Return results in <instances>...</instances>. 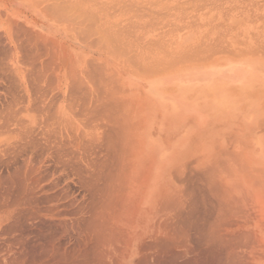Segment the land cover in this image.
<instances>
[{
  "label": "bare ground",
  "instance_id": "6f19581e",
  "mask_svg": "<svg viewBox=\"0 0 264 264\" xmlns=\"http://www.w3.org/2000/svg\"><path fill=\"white\" fill-rule=\"evenodd\" d=\"M58 1L0 0V264H264V99L260 108L250 109L246 102L261 92L247 91L250 84L235 86L231 103H217L227 107L231 119L215 124L216 108L207 97L213 87L200 74L196 94L205 100L196 112L201 121L185 138L181 68L172 61L178 55L160 54L165 45L157 51L155 42L137 56L133 52L148 94L143 87L130 91L114 65L128 46L116 47L117 54L112 25L88 17L96 1L87 17L86 2ZM70 4L77 8L69 19ZM65 24L73 39L107 55L113 66L91 56L82 67L58 34ZM215 37L221 44L222 36ZM206 42L198 45L202 51L193 43L194 53H203ZM257 47L235 56H257ZM193 56L182 64L215 61ZM163 61L169 66H160ZM244 76L235 72V82ZM167 126L180 131L161 134Z\"/></svg>",
  "mask_w": 264,
  "mask_h": 264
},
{
  "label": "rangeland",
  "instance_id": "374dc122",
  "mask_svg": "<svg viewBox=\"0 0 264 264\" xmlns=\"http://www.w3.org/2000/svg\"><path fill=\"white\" fill-rule=\"evenodd\" d=\"M57 1L58 0H56V2ZM59 1H58V3H61ZM65 1H66V3H69V2L71 3L73 1H76V3H77V2L83 1V2L79 3L80 5L83 4L84 2H86V4L84 3L85 5L83 4L84 7H85V9L84 8L83 9H84V12H86V13H84V14H86V17L89 15V13L87 14V12L88 11L90 12V10H92V6L94 5L93 7L95 9L92 10V13L90 12L91 15L88 16V17H91V16L93 17V16L96 15L95 17H97V16L100 17V18L103 17V18H101V20L103 19L105 21L107 19L106 22H108V24L106 23V25H108L109 27L112 25L110 28H111V31L113 33L116 32V31L118 32L120 30H122V31L128 30V31H132V35L134 36V33H137V31L139 30L140 32L138 31V33H137L139 36L137 34H135L136 41H138L137 45L138 46H141L139 48L137 47L138 52L142 51L143 49H145L146 46L151 45L153 42H155V43H153V49H155L154 47L157 46L156 49H155L157 51H158V49L162 48L161 45H165V46H163L162 49L159 50L160 51L159 52L160 54L165 55V56L166 55L171 56V55H175V54L176 55H180L179 52H181V49H183L182 51H186V49L188 48V46H190V48H191V46L193 47V43L194 44L196 43L195 44L196 46L195 45L194 46L197 47L198 45H200V43L204 44L206 41H209L208 43L206 42L207 45H206L205 48H203V51H204V49H207L208 48L207 46H209L210 43H214V45H215L216 41L217 40H220V38L217 39L216 41L213 40L214 39L213 38L214 36H216L215 38H217V34H220L222 36V38H221V41H222L221 45L222 44H224V45L227 44L228 46H230V48L233 49V51L235 52V54H238V55H240L241 53L244 52V51H241L242 49L245 50V51H249L248 50L249 48L250 49H255L256 46H259L257 44L258 42L255 45L256 38H257V40L260 39V41H259L260 43L259 44H262L264 42V0H166L167 1V5H166V1L165 0H164V2H163V0H155L157 2H154V0H151V1L150 0L149 1L148 0H144V1L143 0H136V1L135 0H129L130 2L132 1L131 2L132 4L134 3L133 6H132V8H130L131 7V3H129L128 0H124V2H126L127 4H124L123 0L122 1L121 0H116L117 3L115 2V0H105L106 2L104 0H102V1L99 0V2L97 0H95L96 2L94 0H86V1H84V0H65ZM65 1L63 0V2H65ZM93 2H95V3H93ZM97 2L100 3V5H95ZM107 2H108V4H110L111 11H108V8H106V7H109L108 5H106ZM135 2H137V3H135ZM140 2H141V4H140ZM149 2L151 3V5L149 4ZM173 2L174 3L176 2V4H174ZM66 3H65V5H66ZM92 3H93V5H92ZM79 4L77 3V6ZM157 4H159L160 6L157 5ZM163 4L165 6H163ZM89 5H90V8H89ZM111 5H114V6L117 5V6H116L115 9H112V8H114V6H111ZM119 5H120V8H118ZM128 5H130V6H128ZM147 5L150 6V7H148ZM154 5H155V7H153ZM73 6H74V4H73ZM75 6H76V4H75ZM77 6L74 7V9H73V7L71 5L72 12L71 13L69 12L70 15H68V18H69V16H70V18L72 17V15H73L72 13L75 12V11L73 12V10H76ZM98 6L99 7L101 6V7L99 8ZM104 6H105L106 9L102 8ZM63 7L66 8L68 6L66 5V6H63ZM158 7H159V9H160V7H162V9H160V10L158 9L159 10L158 11L159 13L156 12ZM79 8L81 9V7H79ZM88 8L90 10H87ZM152 8H153V11L155 13L152 12ZM116 9H118V11ZM121 9L123 10V12L125 11L124 12L125 15L121 13ZM136 9L139 10V12H137ZM145 9L146 10L147 9L148 10L150 9L149 11H151V12H149L147 10V12H148L147 13ZM99 10H100V12L98 13ZM114 10L117 11V12H114ZM119 10H120V12H119ZM133 10H134V12H133ZM140 10H141V12H140ZM144 10H145V12H144ZM169 10H170V12H169ZM176 10H178L177 13H176ZM179 10H181V11H179ZM104 11H105V13H102ZM79 12H82V9ZM96 12H97V14H96ZM109 12H110L111 15L113 13H115V14H113V16L111 17L110 15H107V13H109ZM131 12H132V15L133 16L130 15ZM173 12H175L176 14H172ZM66 13H68V12H66ZM93 13H94V15H92ZM75 14L73 15V17H75ZM104 14H106V15L104 16ZM149 14H151V15H149ZM153 14H155L156 16L153 15ZM160 14H161V17L164 15L162 18H164L165 20L168 19L169 24L166 25V23L168 21H166V23H165L164 22L165 20L160 17ZM167 15H168V17H167ZM153 16L156 17V19ZM152 17L156 21L164 22L165 24L164 23L162 24L160 22H159L160 23L159 24ZM175 17H176V20H175ZM188 17H190V19H188ZM100 18H98V19H100ZM178 18H180L179 20H181V21H179V23L177 21ZM139 19L140 20L144 19L143 21L145 22V24H144L143 21H139ZM171 19L174 21L173 22L174 26L175 25L176 26H181V24L183 26H181L179 28L176 27V26L175 27L173 26L172 30H174L175 32H172V30H169L172 27V22H171L172 20ZM131 20L133 22H131ZM135 20H138L140 24L138 22H136ZM147 21H148V24L146 23ZM152 21H155L156 23L155 22H152ZM143 24H144V27L146 26L145 27L146 29L143 28V26H142ZM228 24H229L230 28H229ZM106 25H105L104 29L106 28ZM160 25H161L162 28L160 27ZM184 25H186V26H184ZM118 26H119L120 29H118ZM165 26L168 29H166ZM226 26H228V27H226ZM109 27L107 28V30L109 29ZM154 27L155 28L157 27V28L155 29ZM64 28H66L65 30H70V27L68 28V25L66 27V24H65V27ZM112 28L115 29V30H113ZM146 30L147 31L150 30L151 32L148 31V33H147ZM212 30L215 31V32H218V33H215V34L214 33H211ZM109 31H110V29H109ZM159 31L161 33H163V35H162L163 37L158 36L160 34ZM164 31H165V33H164ZM166 31L169 32L168 33L169 35H167V32ZM177 31H178V33H177ZM209 31H211V32H209ZM258 31H260L259 32L260 34H257ZM261 32H263V35L261 34ZM143 33L144 34L146 33V36L143 35ZM171 33H173V34H171ZM140 34L143 35V36H140ZM209 34H213L214 35V36L211 35V37L213 36L212 37L213 39L211 37H210L211 40L208 39V37L210 36ZM118 35L120 36V33H118ZM118 35H117V37H118ZM179 35H181V38L179 37ZM124 36H125V33L124 34L121 33V37H123V39H124ZM248 36H250L251 39L248 38ZM253 36H255V37H253ZM144 37H146L147 39L144 38ZM159 37H160V39H159ZM177 37H178V39H177ZM201 37H202V39L203 38L204 39L202 40ZM218 37H220V36H218ZM140 38H142V40ZM148 38L149 39L151 38V39L149 40ZM163 38H165V39H163ZM252 38H255V39H252ZM125 39H126V37H125ZM152 39H154V40H152ZM200 39H201V41H200ZM245 39H248V40H245ZM158 40H160V41H158ZM171 40H172V43H174V42L176 43V44L174 43V46L175 47L173 46L172 43H170ZM236 40H237V42H236ZM242 40H245L246 43H248V44H246L245 42L243 44L241 42ZM217 43H219V41ZM232 43H234V44H232ZM158 46H160V47H158ZM204 46H205V44H204ZM204 46H201V47L198 46L199 48L198 47L197 48L198 49L201 48L200 50L202 51V47H204ZM195 47H193L192 50L191 49L190 50L191 51H194L195 50L194 49ZM242 47H245V48H242ZM184 48H185V50H184ZM209 48H210V46H209ZM198 49L196 51L199 52ZM188 50L189 49H187V51ZM257 50L258 49H256V52H257ZM143 51H146V50H143ZM165 61H163V64H160V66H164V68L168 67L169 66L168 64H164ZM172 61H174V63H175L174 64V68H176V69L181 68L182 62L183 63L184 62L187 63V60L182 61V62H181V60H172ZM172 61L170 60V62H172ZM179 62H180V64H179ZM141 65H142V63L139 65V67L144 68ZM178 65H180V66H178ZM170 67H171V65H170ZM159 69H163V68L159 67ZM140 78H141V76H140ZM141 118H143V117L139 116V119H141ZM153 128H154V130H156L157 125L154 124L153 125ZM164 128L165 129H161L160 130V133L163 134V135H172V134L173 135H176L177 132H175V131H178V130L180 131V127H177L174 130L170 129L168 126L167 127H164ZM148 151H150V149H148Z\"/></svg>",
  "mask_w": 264,
  "mask_h": 264
},
{
  "label": "crops",
  "instance_id": "0c3cea01",
  "mask_svg": "<svg viewBox=\"0 0 264 264\" xmlns=\"http://www.w3.org/2000/svg\"><path fill=\"white\" fill-rule=\"evenodd\" d=\"M106 31V30H105ZM104 31V32H105ZM59 33V35H62L63 36V38H64V40H65V42L66 41H68V42H66V45H67V47H68V49L70 50L69 51V55L70 54H72L71 56H73V57H75L76 58V60L82 65V67H84V61H85V59L86 58H90L91 56L93 57H95V56H97L98 58H100V59H102L103 61L104 60H107L106 62L108 63H110L109 65H111V66H113V64L112 63H115V61H111V59L110 58H108L107 57V55H105L104 53H101L100 54V52H95L94 50H92V49H90L89 48V45H87V44H84V42L83 41H81V40H78V39H76V38H72L73 36H72V34H71V32L68 30V31H66V30H64V29H61V30H59L58 31ZM68 32V33H67ZM118 32H120V31H118ZM128 32H130V33H128ZM135 32V31H134ZM62 33V34H61ZM64 33V34H63ZM66 33V34H65ZM117 33V32H116ZM116 33H113L114 35L113 36H115V40H117V41H111L112 43H113V49L114 50H116L115 52L117 53L119 50L118 49H120V51H121V49L122 48H124L125 46H128V47H125L126 48V50L124 49L123 51H125L124 53L123 52H121L120 54L122 55V56H117V57H119V59H121V60H119L117 57H116V59H117V61H116V64H114V65H116L117 66V64H118V68H117V70H118V72H119V74L121 75V77H122V79H123V82L125 83V82H127V83H125L128 87H129V89H130V91H132L133 89V91H136L138 88H140V87H143L144 88V90L146 91V93H147V86H148V82H147V80L146 79H142V78H140V76H138V74H137V68H138V66H136V63L139 61L138 60V57H135V56H137L138 54H137V41H136V38H135V36H133L132 35V31H128V30H125V31H121L120 33H125V36H124V39H123V37L121 38V34H120V36L119 37H117V34ZM108 34H111V32L110 33H108ZM116 34V35H115ZM69 35V36H68ZM127 35H129V36H127ZM134 35H135V33H134ZM110 37H112V34L111 35H109ZM133 36V37H132ZM110 37H108V39L109 40H113L112 38H110ZM125 37H126V39H125ZM114 38V37H113ZM118 38H120V39H118ZM62 39V38H61ZM107 39V38H106ZM107 39V42L109 41ZM133 39V40H132ZM75 40V41H74ZM122 40H125V41H127V42H121ZM74 41V42H73ZM71 42V43H70ZM76 42V43H75ZM118 42H121V44H117ZM135 42H136V44H135ZM81 43V44H80ZM109 44H110V46H111V43L110 42H108ZM123 43H126V45L125 44H123ZM127 43H129V44H132V45H129V44H127ZM69 44V45H68ZM84 44V45H83ZM105 45L107 44V43H104ZM108 44V45H109ZM211 44H213V43H211ZM122 45H124V47H122ZM136 45V46H135ZM216 45L217 44H215V48H216ZM75 46H77V47H75ZM88 46V47H87ZM134 48H132V47ZM222 46L223 45H217V47L218 48H216V49H218V52H219V54L221 55V54H225V55H219L218 53H217V51L215 52L214 50H213V48L212 47H214V44H213V46H211L210 48H212V50H210L209 49V51L208 52H205V54H204V51H203V53L201 52H199V54H195V53H197V51H195V53H194V51H191V53H189L190 51H188V55L185 53V54H182V53H184V52H182V53H180V55H178V56H176V54L175 55H173V58H174V56H176V57H178V58H176L175 57V59L174 60H181V61H185V60H189V59H191L192 58V56H193V60H195L194 58L196 57V59H199V58H197L198 56L200 57V54H201V57H203L202 55L204 54V55H209V53L210 54H217V55H219V57H218V59L217 58H215L216 57V55H215V57H214V55L212 56V55H209V57L210 58H214V62H212V60L209 62V64L208 65H206V64H203V65H191L190 63L189 64H181V66H183V67H181V135H183L185 138H187L188 136H187V134H189V135H191L193 132H195V130H196V128L198 127H196V124H198V123H200V121L201 120H199V118H198V115H197V109H199L200 107H201V104H202V102H203V100H205V98L204 97H202L201 95H197L196 94V89L197 88H200V86H198L199 85V83L197 82V76H199L200 74H205V75H202V78L203 79H205V80H210L209 82L212 84V87H213V89H212V91L210 92L209 91V95L207 96L208 97V99H211V101L213 102V105H215V111H214V114H213V116L211 117V121H213L215 124H218V123H227L228 124V120H230L231 119V114H230V112H228V109H227V107H225V109H224V107L221 105H218L217 103H222L224 100L225 101H229L230 103L233 101V93L234 92H232L233 90H234V88H235V86L236 87H239V88H243V87H245V85L247 84V86L246 87H248V85H249V87L250 88H252V89H250V88H248L247 89V91H258V92H261V93H257L258 95V97L256 96V98H255V96H253L251 99H249L250 98V96H246L247 97V99H246V102H247V105H248V107L250 108V109H254V107H258V108H260V105H261V102H262V100L264 99V91H261V90H264V64H263V62H264V54H262L263 52H264V44L262 45V44H260V46H258V50H257V52L256 51H254L253 53L254 54H257V56H248V57H236L235 55H238V54H235V52L233 51V49L232 48H230L228 45H226V46H224L223 48H222ZM228 46V47H227ZM75 47V48H74ZM84 47V48H83ZM118 49H117V48ZM128 48V49H127ZM260 48H263V49H260ZM131 49V50H130ZM118 50V51H117ZM133 50V51H132ZM137 51V52H136ZM228 51V52H227ZM229 51H231V53L229 52ZM262 51V52H261ZM136 54H134V53ZM89 53L91 54V55H89ZM97 53H98V55H97ZM194 53V54H193ZM228 53V54H227ZM118 54V53H117ZM242 54H244V52L243 53H241L239 56H241ZM135 55V56H134ZM192 55V56H191ZM103 56H105V57H103ZM212 56V57H211ZM225 56H227V57H225ZM132 57V58H131ZM134 57V58H133ZM207 58L206 56H204L202 59H207V60H210V58ZM233 57V58H232ZM235 57V58H234ZM254 57V58H253ZM124 58V59H123ZM136 58V60H132V59H135ZM243 58H245V59H243ZM257 58V59H256ZM259 58V59H258ZM130 59V60H129ZM205 59V60H206ZM217 59V60H216ZM233 59V60H232ZM243 59V60H242ZM258 60V62L256 61V60ZM173 60V59H172ZM222 60V61H221ZM226 60H227V63H226ZM236 60V61H235ZM135 61H137V62H135V64H134V62ZM220 61V62H219ZM248 61V62H247ZM254 61V62H253ZM121 62V63H120ZM218 62V63H217ZM222 62V63H221ZM230 62V63H229ZM215 63H217V64H215ZM243 63V64H242ZM246 63V64H245ZM248 63V64H247ZM260 63V65H258ZM263 64V67L261 66L262 64ZM120 64V65H119ZM252 64V65H251ZM254 64V65H253ZM122 65V66H121ZM137 65H138V63H137ZM213 65V66H212ZM257 65V66H256ZM197 66V67H196ZM210 66H212V67H210ZM219 66V67H218ZM185 67H187V68H185ZM191 67V68H190ZM196 67V68H195ZM199 67V68H198ZM193 68V69H192ZM120 69V70H119ZM134 69V70H133ZM183 69V70H182ZM254 69V70H253ZM131 70V71H130ZM133 70V71H132ZM186 70V71H185ZM226 70V71H225ZM260 70V71H259ZM121 71V72H120ZM208 72V73H207ZM218 72V73H217ZM235 72H242L243 74H245V76H244V80L243 81H238V82H235V80H234V73ZM123 73V74H122ZM137 75H135V74ZM211 74V75H210ZM215 74V75H214ZM130 77H128V76ZM213 75V76H212ZM259 75V76H258ZM135 79H134V78ZM207 77V78H206ZM254 78V79H253ZM126 79V80H125ZM250 79H252V80H250ZM212 80V81H211ZM232 80V81H231ZM146 83H145V82ZM196 83H195V82ZM254 82L253 84H255V85H253V84H251V83H249V82ZM191 82V83H190ZM247 82V83H246ZM188 83V84H187ZM258 84V85H257ZM227 85V86H226ZM243 85V86H242ZM255 86V87H254ZM259 86V87H258ZM133 87V88H132ZM229 87V88H228ZM257 87V88H256ZM253 88H256V89H254L253 90ZM223 89V90H222ZM250 89V90H249ZM259 89V90H258ZM246 91V92H247ZM232 92V93H231ZM194 93V94H193ZM224 93V94H223ZM148 94V93H147ZM184 94V95H183ZM193 94V95H192ZM263 95V97H262V95ZM186 95V96H185ZM231 95V96H230ZM246 95V94H245ZM259 95H261V96H259ZM225 97V98H224ZM232 99H231V98ZM259 100V101H258ZM254 103H253V102ZM259 102L257 105H255V102ZM264 101V100H263ZM216 102V103H215ZM249 102V103H248ZM253 104V105H252ZM192 105V106H191ZM255 105V106H254ZM185 106V107H184ZM191 106V107H190ZM189 107V108H188ZM193 108V109H192ZM186 110V111H185ZM190 111V112H189ZM192 111V112H191ZM194 112H196V113H194ZM183 115V116H182ZM191 120V121H190ZM197 120H198V122H197ZM191 122L193 123V124H191ZM231 122V121H230ZM186 125V126H185ZM190 125H192V126H190ZM187 126H190V128L189 129H187L186 127ZM191 130V131H190ZM193 130V131H192ZM189 132V133H188Z\"/></svg>",
  "mask_w": 264,
  "mask_h": 264
}]
</instances>
